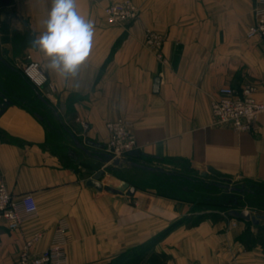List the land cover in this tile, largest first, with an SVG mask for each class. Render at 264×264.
Returning <instances> with one entry per match:
<instances>
[{"label": "crops", "instance_id": "1", "mask_svg": "<svg viewBox=\"0 0 264 264\" xmlns=\"http://www.w3.org/2000/svg\"><path fill=\"white\" fill-rule=\"evenodd\" d=\"M120 1L76 0L94 35L75 76L50 69L38 47L28 49L52 88L35 87L23 74L26 64L10 62L0 43L12 67L0 61V102H10L0 115V185L16 197L33 195L38 206L37 217L17 231L0 221V264L18 261L36 233L41 238L31 254L45 252L62 219L69 227L68 264H264V221L253 225L221 211L222 205L250 210L240 206L247 192L227 191L236 205L208 200L212 209L204 210L205 201H176L137 184L133 196L87 186L105 167L96 156L107 149L106 123L117 119L131 125L139 156L129 159L135 162L179 160L232 186L264 184V114L248 132L212 114L225 86L253 85L264 98V42L246 38L253 0H133L135 20L109 23L104 9ZM52 3L0 0V22L14 15L38 38ZM151 35L160 37L159 49L147 41ZM119 180L132 185L109 173L102 183Z\"/></svg>", "mask_w": 264, "mask_h": 264}, {"label": "built area", "instance_id": "2", "mask_svg": "<svg viewBox=\"0 0 264 264\" xmlns=\"http://www.w3.org/2000/svg\"><path fill=\"white\" fill-rule=\"evenodd\" d=\"M94 2L98 0H92ZM254 22L249 27L246 38L248 40L260 39L264 42V0H253ZM109 23L133 21L137 18L138 8L133 0H122L107 5L104 9ZM147 41L158 49L161 46L159 36H149ZM158 57L161 58L160 53ZM29 62L24 67V74L38 89L48 85V79L40 64L29 56ZM212 114L215 120L224 125L231 126L237 132H248L259 116L264 114V98L257 97V88L247 85L240 91L232 87H222L217 98L212 102ZM86 126V124H83ZM109 132V142L106 152L115 159H124L137 148V142L130 129V123L124 119H117L106 123ZM38 215V206L33 195L16 197L12 195L5 185H0V221H5L11 231H17L21 226L35 219ZM68 223L65 219L59 221L51 240L49 248L38 256L31 254L33 245L41 238L36 233L29 240L18 261L13 264H68L66 253ZM227 264H238L230 261Z\"/></svg>", "mask_w": 264, "mask_h": 264}, {"label": "rangeland", "instance_id": "3", "mask_svg": "<svg viewBox=\"0 0 264 264\" xmlns=\"http://www.w3.org/2000/svg\"><path fill=\"white\" fill-rule=\"evenodd\" d=\"M32 39L34 38L30 34L26 22L16 18L14 15L6 22H0V43L6 45L10 50L12 57L10 58V62L16 63L18 61L27 64L30 61V50L28 49L32 46L30 44V40ZM127 158L128 156L125 157V159ZM130 160L133 161L134 159ZM145 164L163 169L165 172L173 173V175L161 174L159 172H138V170L136 172H128V167H124V173H114V167L110 169L106 168V173H109L110 176H114L117 179H120V177L128 178L132 182V186L137 184L140 187L156 190L158 194L176 201L183 200L196 204L198 200H202L203 202L213 200L221 203L224 201L230 206L236 205L233 204L234 201L230 199L227 191L213 186L210 187V184L221 182L222 180L220 176L211 171L204 170L201 167H195L194 165L179 160L157 162L147 160ZM205 185L210 189H206L204 187ZM244 186L247 189V193L244 196L243 202L240 203V206L249 208L254 215L264 216V184L251 182L246 183ZM228 207H223V205L221 207V211L226 215L230 209ZM203 209L209 210L212 207L211 205L204 204ZM126 264H133V261L129 260Z\"/></svg>", "mask_w": 264, "mask_h": 264}, {"label": "clouds", "instance_id": "4", "mask_svg": "<svg viewBox=\"0 0 264 264\" xmlns=\"http://www.w3.org/2000/svg\"><path fill=\"white\" fill-rule=\"evenodd\" d=\"M46 31L30 44L50 58L49 68L62 76H75L91 52L93 22L80 14L76 0H53Z\"/></svg>", "mask_w": 264, "mask_h": 264}, {"label": "water", "instance_id": "5", "mask_svg": "<svg viewBox=\"0 0 264 264\" xmlns=\"http://www.w3.org/2000/svg\"><path fill=\"white\" fill-rule=\"evenodd\" d=\"M0 61L8 68L12 69V67L9 65V63L1 57L0 55ZM160 89V78H156L154 80V92L158 93ZM10 104V102L7 99H4V103L0 102V115L5 111L6 107ZM40 118V117H39ZM77 145L87 154H89V151L79 142H77ZM90 156H93L89 154ZM139 152L137 150H134L128 154L127 159H115L112 155H109L107 153H99L96 158H98L100 161H102L105 165V167L101 168L95 175H93L88 181L87 186L93 187L97 189L98 191H105L107 193L113 194V195H123L125 192L129 196H133L137 188L135 186H132L129 182L125 180H119L116 183L110 184L108 186H104L102 183V179L104 178L107 170L106 168H121L123 166H126L128 168H136V169H142L147 172H159L164 173L166 175H173V173L165 172L163 169H158L152 166H149L145 163L135 162L131 161L129 158L138 157ZM110 164V165H109ZM111 166V167H110ZM221 182L214 183V186L226 190L228 192H235V193H241L245 194L246 189L243 187L238 186H232L230 179L221 178ZM238 202V201H237ZM229 217H232L234 219L243 220L246 222H251L253 225H259L262 221H264V216L261 215H254L251 213L248 209H232L228 211Z\"/></svg>", "mask_w": 264, "mask_h": 264}, {"label": "trees", "instance_id": "6", "mask_svg": "<svg viewBox=\"0 0 264 264\" xmlns=\"http://www.w3.org/2000/svg\"><path fill=\"white\" fill-rule=\"evenodd\" d=\"M212 186L215 187L214 184H210V187H212ZM204 187H205L206 189H210L209 187H207V185H205ZM243 188H244V187H243ZM245 189H246V188H245ZM246 192H247V189H246ZM203 204L211 205V207H212V205H213V204L209 203L208 200H206V202H204ZM225 204H226V203H225ZM203 207H204V205H203Z\"/></svg>", "mask_w": 264, "mask_h": 264}]
</instances>
